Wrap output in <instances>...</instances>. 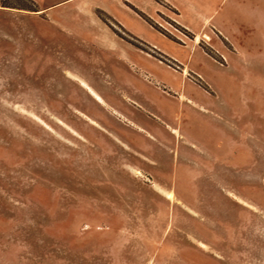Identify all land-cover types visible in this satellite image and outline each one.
<instances>
[{
  "label": "rangeland",
  "instance_id": "374dc122",
  "mask_svg": "<svg viewBox=\"0 0 264 264\" xmlns=\"http://www.w3.org/2000/svg\"><path fill=\"white\" fill-rule=\"evenodd\" d=\"M2 1L0 264H264V0Z\"/></svg>",
  "mask_w": 264,
  "mask_h": 264
},
{
  "label": "crops",
  "instance_id": "0c3cea01",
  "mask_svg": "<svg viewBox=\"0 0 264 264\" xmlns=\"http://www.w3.org/2000/svg\"><path fill=\"white\" fill-rule=\"evenodd\" d=\"M160 3L166 5L168 8L173 10L176 15L181 16L177 10H179L180 7H184L185 9H195V5L190 0H158ZM202 6H208L210 2L202 1ZM201 21L206 20V16L203 14H200ZM261 21H263L264 24V14L261 13L260 16ZM219 33L221 31H218ZM222 34V33H220ZM261 52L257 53L261 57L258 58V56L254 55L251 57V61L246 63V74L243 77L244 85L246 86V92L248 93L247 97L245 98H264V33L261 36ZM254 49H252L253 52ZM258 50V48H257ZM251 52V53H252ZM248 87V89H247ZM256 93V96H252V92ZM250 93V96H249ZM238 114V113H237ZM236 113L235 115L238 116ZM244 116V115H243ZM233 132H236V128L233 127ZM242 132L245 134L243 135L246 139L250 138V135L247 132H244V129H242Z\"/></svg>",
  "mask_w": 264,
  "mask_h": 264
},
{
  "label": "flooded vegetation",
  "instance_id": "af4514ba",
  "mask_svg": "<svg viewBox=\"0 0 264 264\" xmlns=\"http://www.w3.org/2000/svg\"><path fill=\"white\" fill-rule=\"evenodd\" d=\"M99 50V49H98ZM102 50V49H101ZM97 58L99 56V60H100V64L102 67L104 66V59L106 56V52L103 53L102 51L97 53ZM77 64V63H76ZM78 68H80V70H78V75H80L82 78L89 80H96L98 78L99 73L101 72V69H98L97 72H95V70H91V67L88 68V66H81V65H76ZM71 79V84L73 85L72 87H74V91L77 88H81V84H84V80H81V78L79 77H75V78H70Z\"/></svg>",
  "mask_w": 264,
  "mask_h": 264
},
{
  "label": "trees",
  "instance_id": "16d2710c",
  "mask_svg": "<svg viewBox=\"0 0 264 264\" xmlns=\"http://www.w3.org/2000/svg\"><path fill=\"white\" fill-rule=\"evenodd\" d=\"M4 1H2L0 4L1 7H9L6 3H3Z\"/></svg>",
  "mask_w": 264,
  "mask_h": 264
}]
</instances>
